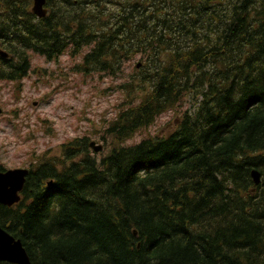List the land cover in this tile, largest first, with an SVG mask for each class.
Returning a JSON list of instances; mask_svg holds the SVG:
<instances>
[{"label":"trees","instance_id":"1","mask_svg":"<svg viewBox=\"0 0 264 264\" xmlns=\"http://www.w3.org/2000/svg\"><path fill=\"white\" fill-rule=\"evenodd\" d=\"M49 4L37 18L26 0H0V80L21 82L31 52L82 54L84 75L141 62L138 83L118 86L108 150L74 137L37 156L19 203L0 204L32 264H264V0ZM172 111V132L124 145Z\"/></svg>","mask_w":264,"mask_h":264},{"label":"rangeland","instance_id":"2","mask_svg":"<svg viewBox=\"0 0 264 264\" xmlns=\"http://www.w3.org/2000/svg\"><path fill=\"white\" fill-rule=\"evenodd\" d=\"M31 61V71L21 82L0 80L2 168H28L37 156H60L64 142L85 135L104 145L98 154L105 153L108 145L102 139L103 130L128 95L118 86L127 81L138 83L133 77L141 62L139 55L124 63L123 73L116 76L79 73L75 66L82 61V54L72 57L69 51L52 61L31 52ZM142 92L141 87H134L131 95ZM185 108H193L192 101ZM177 115L174 111L163 114L124 145L149 135L169 134L177 127Z\"/></svg>","mask_w":264,"mask_h":264},{"label":"water","instance_id":"3","mask_svg":"<svg viewBox=\"0 0 264 264\" xmlns=\"http://www.w3.org/2000/svg\"><path fill=\"white\" fill-rule=\"evenodd\" d=\"M45 0H34L33 12L38 16H45ZM1 55L8 56V53L1 50ZM0 108V114L2 113ZM92 149L97 153L103 150V145L96 141L90 143ZM28 169L16 168L6 171L0 170V203L12 206L21 200V191L24 188ZM251 175L256 185L262 181V173L259 169L252 170ZM52 181L49 182V185ZM7 261L13 264H32L30 257L22 242L0 225V262Z\"/></svg>","mask_w":264,"mask_h":264},{"label":"flooded vegetation","instance_id":"4","mask_svg":"<svg viewBox=\"0 0 264 264\" xmlns=\"http://www.w3.org/2000/svg\"><path fill=\"white\" fill-rule=\"evenodd\" d=\"M26 4H27V10H29L30 12L33 13L32 8H33V5H34V0H26ZM44 8L46 9V13L47 14L51 11L49 0H45ZM35 16L37 17V15H35ZM37 18H40V17H37Z\"/></svg>","mask_w":264,"mask_h":264}]
</instances>
